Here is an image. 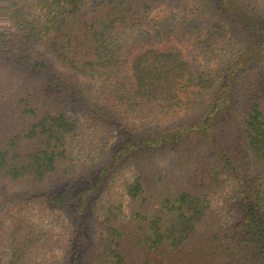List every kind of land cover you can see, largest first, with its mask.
<instances>
[{
	"label": "trees",
	"instance_id": "obj_1",
	"mask_svg": "<svg viewBox=\"0 0 264 264\" xmlns=\"http://www.w3.org/2000/svg\"><path fill=\"white\" fill-rule=\"evenodd\" d=\"M176 1L0 0V264H264V0Z\"/></svg>",
	"mask_w": 264,
	"mask_h": 264
},
{
	"label": "rangeland",
	"instance_id": "obj_2",
	"mask_svg": "<svg viewBox=\"0 0 264 264\" xmlns=\"http://www.w3.org/2000/svg\"><path fill=\"white\" fill-rule=\"evenodd\" d=\"M29 1L32 3V6L34 5L33 10L31 11V15L33 14L32 15L33 17L41 20L44 17V15H47V13H48L47 10H45L41 6V4L39 6L36 4V2L38 0H29ZM180 1H182V0L176 1V3L174 4L175 8L173 10H169L168 12L174 13V10L177 7H179V5H181L179 3ZM158 12H164V9L160 8L159 10H156V13H158ZM2 25H4V22L0 20V26H2ZM149 31L152 32L153 30H149ZM140 46H142V45H140ZM142 48L146 49V46L143 45ZM179 48L182 50V53L184 55H188V52H187V50L184 49V47L182 48L181 46H179ZM128 67L129 66H127V68ZM59 70H61V69L58 68V71ZM125 73L127 75L130 74L129 68L125 70ZM33 80L38 85L40 84V88L42 90L41 92H42V94L46 95L47 99L50 100V99H52V97H57V95L63 96L64 97L63 101L66 102L65 115L69 118L77 119L78 123L81 124V126H80V128L82 129L81 138H80V140L77 141L78 143L75 144V147H78V148L82 147L84 149H89L93 145H97L99 143L107 141V139L110 136H108L109 134L107 132L108 127H106V125H104L103 123H101V122L96 123L95 120L90 119V120H87L88 122L84 126H82V124H84L83 123L84 116L88 117L90 115L88 114V112L84 111L81 108L82 103L79 104V102L76 99L77 97L75 98L68 88L63 87V85L59 84L58 82L54 83V81H52L50 78L47 77V79H46V78H44V76L34 77ZM89 83H90L89 84L90 86L94 87V90H96L98 87H100L98 84H96L92 81ZM104 98H105V96H104ZM108 105L112 106L113 102L110 101ZM119 112H121V113L124 112L126 114V116L128 117V119H131L134 121V119H132V117H134V116L131 114V111H119ZM0 117H1V111H0ZM5 128H6V125H5ZM1 134H2V132H1ZM73 151H75V152H73L75 155L77 153V151L76 150H73ZM111 151H113V150L110 149L108 151V154L104 157L103 162H105V163L108 162L109 156L111 155ZM97 171H98V168L96 169V171L95 170H92V171L83 170V172H81L82 173L81 176L77 178L78 182H76V178L74 179V182H76V185H77V183H80L83 186L88 181L89 176H90V179L94 178L93 176L97 173ZM122 176L123 177L120 180H118V182L115 184L116 186L114 185L115 190L119 186V184H122L125 180L131 179V172L126 171L125 174ZM22 188H23V185L19 187V189H22ZM218 195H220V194H218ZM63 218L64 217L61 216V219H63ZM65 226H67V223L65 224L63 222H60L59 224L54 226L55 231L60 233V234L65 233V231H66ZM56 237H58V236H56ZM56 241H58V238H56ZM59 257L60 258L64 257V254H62V252L59 253Z\"/></svg>",
	"mask_w": 264,
	"mask_h": 264
}]
</instances>
